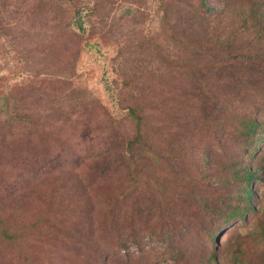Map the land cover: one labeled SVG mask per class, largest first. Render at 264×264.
Instances as JSON below:
<instances>
[{
	"label": "rangeland",
	"instance_id": "obj_1",
	"mask_svg": "<svg viewBox=\"0 0 264 264\" xmlns=\"http://www.w3.org/2000/svg\"><path fill=\"white\" fill-rule=\"evenodd\" d=\"M207 2L216 11L217 0ZM226 3L228 17L241 16L220 24L203 18L196 0H0V220L18 240L0 235V264H97L92 249L60 242L66 230L52 228L55 220L37 227L32 222L48 204L55 210L71 197L94 203L95 185L123 179L124 172H117L121 144L135 133L130 108L142 116L153 147L190 145L179 191L199 178L203 155L209 163L225 156L232 142L218 140L216 131L236 125L233 102L226 99L234 75L254 76L252 63L264 54V0ZM257 5L261 25L250 27L242 15ZM228 37L227 45L216 43ZM235 58L251 60L249 71L232 72ZM247 83L248 96L264 95L255 79ZM221 108L227 109L219 113ZM241 109L252 111L248 102ZM147 169L154 170L150 163ZM257 197L263 208L261 182ZM256 222L252 215L225 227L221 261ZM76 228L102 240L95 226ZM159 245L144 238L119 256L154 248L153 263L163 257Z\"/></svg>",
	"mask_w": 264,
	"mask_h": 264
},
{
	"label": "trees",
	"instance_id": "obj_2",
	"mask_svg": "<svg viewBox=\"0 0 264 264\" xmlns=\"http://www.w3.org/2000/svg\"><path fill=\"white\" fill-rule=\"evenodd\" d=\"M226 1L217 0L219 5L214 11L207 0H196L204 11L203 18H212L220 24L241 16L228 17ZM248 12L242 15L244 22L250 27H259L260 6H255L251 13L249 8ZM220 29L219 25L214 27L215 32ZM231 39H217L216 43L227 45ZM255 60L252 63L257 68L254 76L236 72L233 89L227 94V102L232 101L234 107L230 117L236 125L217 128L218 140L232 142L225 156H215L209 163L203 155L197 167L199 178L186 183L184 190L179 191L178 186L191 160L187 150L190 145L176 146L172 150L162 145L154 148L143 131L142 116L137 114V109L130 108L127 112L134 119L135 133L121 144L117 172H124L123 179H117L116 185L105 182L95 185L92 188L97 193L94 203L84 198L75 202L76 197H71L64 204L57 203L55 210L53 203L46 205L32 222L33 226H39L43 219L48 223L55 220L52 228L59 224L66 230L60 242L70 247L80 244L87 251L92 249L100 257L97 264H264V207L259 208L256 203L257 184H264V95L248 96L247 83L255 79L260 89H264V54ZM234 61L237 67H231L232 72L247 70L251 60L235 58ZM247 102L252 111L243 114L241 108ZM222 104L218 101L217 106ZM225 109L221 108L219 113ZM222 133L226 136L222 137ZM149 163L154 170L147 169ZM125 178L127 181L122 182ZM84 210L87 212L82 213ZM252 215H256L257 222L249 237L231 242L229 254L225 255L227 259L221 261L218 251L225 227L247 222ZM83 224H88L90 229L97 227L102 240L78 234L76 225L80 230ZM112 229L115 230L110 232ZM0 235L3 241H18L6 221L0 220ZM148 237L160 244L162 259L149 263L158 250L144 251V247L138 255L119 256V250L131 244L139 246ZM210 243L214 245L209 247Z\"/></svg>",
	"mask_w": 264,
	"mask_h": 264
}]
</instances>
